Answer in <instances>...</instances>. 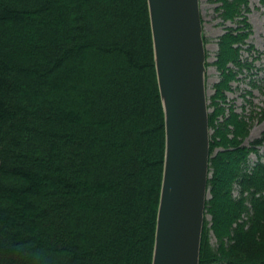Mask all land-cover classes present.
Returning <instances> with one entry per match:
<instances>
[{
	"label": "trees",
	"instance_id": "trees-1",
	"mask_svg": "<svg viewBox=\"0 0 264 264\" xmlns=\"http://www.w3.org/2000/svg\"><path fill=\"white\" fill-rule=\"evenodd\" d=\"M217 1L199 264H264V130L225 97L248 1ZM164 150L147 0H0V264H151Z\"/></svg>",
	"mask_w": 264,
	"mask_h": 264
},
{
	"label": "water",
	"instance_id": "water-1",
	"mask_svg": "<svg viewBox=\"0 0 264 264\" xmlns=\"http://www.w3.org/2000/svg\"><path fill=\"white\" fill-rule=\"evenodd\" d=\"M165 150L151 264H199L209 177L199 0H147Z\"/></svg>",
	"mask_w": 264,
	"mask_h": 264
},
{
	"label": "rangeland",
	"instance_id": "rangeland-1",
	"mask_svg": "<svg viewBox=\"0 0 264 264\" xmlns=\"http://www.w3.org/2000/svg\"><path fill=\"white\" fill-rule=\"evenodd\" d=\"M247 1L249 10L246 13V20L250 27L241 29L246 31L248 36L241 44L240 56L242 63L247 64L243 67H249V69L238 70L236 69L237 66L229 63L228 66L234 68L233 70L236 72L237 80H231L232 89L225 92L227 106L233 105V110L236 113L245 112L254 115L249 134L243 141L244 145H248L250 140L259 137L264 130V119L259 120L257 118L260 110L264 108V7L259 0ZM219 5L220 2L217 0H199L202 35L206 39L204 41L205 90L208 97L214 92L212 84L220 79L217 66L214 63L219 48V37L225 33L226 27L239 26L236 19L225 20L223 24H220L222 23L221 16L216 10ZM226 114H228L227 110ZM258 149L259 153L262 154L261 160H264V144L260 145ZM249 156L251 160L257 159L255 153H250ZM207 197H209V193H207ZM204 217L207 220L210 219L209 215ZM211 242L215 245L216 239L213 235H211Z\"/></svg>",
	"mask_w": 264,
	"mask_h": 264
}]
</instances>
